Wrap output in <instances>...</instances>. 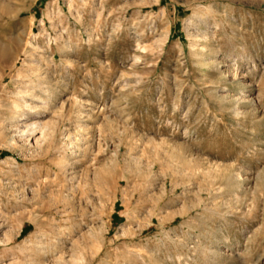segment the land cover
Returning a JSON list of instances; mask_svg holds the SVG:
<instances>
[{
	"label": "rangeland",
	"instance_id": "374dc122",
	"mask_svg": "<svg viewBox=\"0 0 264 264\" xmlns=\"http://www.w3.org/2000/svg\"><path fill=\"white\" fill-rule=\"evenodd\" d=\"M0 241V264H264V0H0Z\"/></svg>",
	"mask_w": 264,
	"mask_h": 264
},
{
	"label": "bare ground",
	"instance_id": "6f19581e",
	"mask_svg": "<svg viewBox=\"0 0 264 264\" xmlns=\"http://www.w3.org/2000/svg\"><path fill=\"white\" fill-rule=\"evenodd\" d=\"M27 109L28 106H25ZM10 118V125L9 129L14 130L13 132H16L18 137H25L22 139L23 143H27L28 139H31L34 137L36 134H39L37 138H35L34 143H31V147H40L41 142L43 141V138L45 137L44 130L42 128H38L37 126L35 127V124L30 123V124H25L23 123L26 120V113L22 112H14L12 115L9 117ZM38 128V130H37ZM74 175V174H73ZM3 245V242L0 241V246Z\"/></svg>",
	"mask_w": 264,
	"mask_h": 264
}]
</instances>
